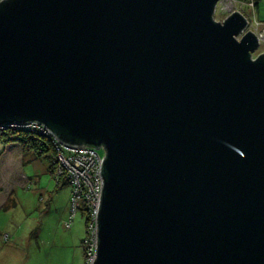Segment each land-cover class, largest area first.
Wrapping results in <instances>:
<instances>
[{
    "label": "water",
    "instance_id": "water-1",
    "mask_svg": "<svg viewBox=\"0 0 264 264\" xmlns=\"http://www.w3.org/2000/svg\"><path fill=\"white\" fill-rule=\"evenodd\" d=\"M220 0H0V125L103 147L94 264H264V51Z\"/></svg>",
    "mask_w": 264,
    "mask_h": 264
},
{
    "label": "rangeland",
    "instance_id": "rangeland-1",
    "mask_svg": "<svg viewBox=\"0 0 264 264\" xmlns=\"http://www.w3.org/2000/svg\"><path fill=\"white\" fill-rule=\"evenodd\" d=\"M247 2L220 0L215 17L222 21L240 10L257 19V9ZM260 15L263 20L264 13ZM263 51L261 43L255 56ZM2 151L0 144V154ZM31 156L35 158L25 163L26 156L23 163L8 157L0 161V264H72L86 234V213L78 210L72 227L65 226L72 187L69 183L58 185L50 171L48 153ZM7 204L8 208L2 209Z\"/></svg>",
    "mask_w": 264,
    "mask_h": 264
},
{
    "label": "built area",
    "instance_id": "built-area-1",
    "mask_svg": "<svg viewBox=\"0 0 264 264\" xmlns=\"http://www.w3.org/2000/svg\"><path fill=\"white\" fill-rule=\"evenodd\" d=\"M255 5L254 0L247 2ZM250 26L264 43V22L252 19L247 14ZM252 29V30H253ZM25 130L35 137L45 138L46 143L53 149L52 175L56 182L69 183L72 187L71 210L65 220V226L71 228L80 207L86 213V234L82 241V248L86 264H94L97 258L99 223L98 216L101 208L104 177L102 164L106 156L103 147L92 145L70 144L58 138L51 129L38 120L26 123L8 122L0 125V138L6 129Z\"/></svg>",
    "mask_w": 264,
    "mask_h": 264
},
{
    "label": "trees",
    "instance_id": "trees-1",
    "mask_svg": "<svg viewBox=\"0 0 264 264\" xmlns=\"http://www.w3.org/2000/svg\"><path fill=\"white\" fill-rule=\"evenodd\" d=\"M245 1H250V0H245ZM256 3V0H254ZM255 7V5H254ZM249 14V13H247ZM45 138L42 137H35L34 135H31L25 130H20V129H6L0 138V142H4L6 145L12 142L18 143L22 146L23 153L26 154L30 151H35L39 155H43L45 153H48L50 155V158L52 160L54 151L53 149L46 143V140L44 141ZM51 173L53 172V166L51 162ZM59 183L58 185H60ZM10 199H14L13 196H10ZM14 202V200H13ZM15 203V202H14ZM8 208V204L4 205L2 209ZM80 210L84 212V208L80 207ZM85 213V212H84ZM86 263V261H85Z\"/></svg>",
    "mask_w": 264,
    "mask_h": 264
},
{
    "label": "crops",
    "instance_id": "crops-1",
    "mask_svg": "<svg viewBox=\"0 0 264 264\" xmlns=\"http://www.w3.org/2000/svg\"><path fill=\"white\" fill-rule=\"evenodd\" d=\"M263 4H264V0H256V3H255V8L257 9L256 10V18L259 21H262V22H264V19L260 20L258 17H261L260 14L264 13ZM0 144L3 145V151L0 154V161L2 159L5 160L8 157L10 160H17V162L22 160L21 163H23V160H24L23 158L26 156V160L24 161V163H25L27 160H31V159L35 158V157L31 156L32 154L35 155V156L37 155V153L35 151H30V152L24 154L22 146L20 144H18V143H15V142H12V143H9V144L6 145L4 142L1 141ZM50 167H51V164H50ZM50 171H51V168H50ZM17 172L18 173H17L16 176L19 179V176L21 177V174L23 172V165H22V168H21V172H19V171H17ZM72 264H86L85 263V255H84V251H83L82 247L79 250V252L76 253V259H74L72 261Z\"/></svg>",
    "mask_w": 264,
    "mask_h": 264
}]
</instances>
